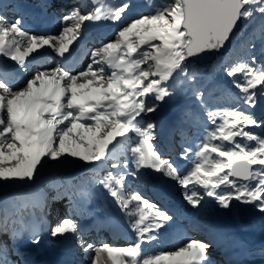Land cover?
I'll return each mask as SVG.
<instances>
[{
    "label": "snow or ice",
    "instance_id": "1",
    "mask_svg": "<svg viewBox=\"0 0 264 264\" xmlns=\"http://www.w3.org/2000/svg\"><path fill=\"white\" fill-rule=\"evenodd\" d=\"M89 3L92 8L86 13L73 8L65 14L54 35L32 33L22 17L9 20L0 12V56L27 72L28 58L41 49L65 58L85 22H120L134 7L132 0ZM146 6L152 8L151 14L122 24L113 39L91 51L84 70L73 72L57 64L37 69L18 84L0 75V183L34 181L50 161L63 164L74 158L93 165L104 173L96 182L127 216L134 217L131 227L137 242L96 246L80 236L78 246L92 254L90 264H204L209 245L195 239L170 251L144 254L141 246L155 241L173 216L139 191L126 193L125 185L129 175L137 178L142 169H150L176 181L193 208L212 197L225 209L236 200L264 213V136L247 130L264 128V120L239 107L208 108L197 87L195 67L197 58L219 51L233 39L238 25L247 27L259 18L264 29V0H169ZM224 71L233 78L239 99L254 109L264 98V61L257 65V57L250 55ZM181 87L191 90L211 125L197 146L196 160L184 173L152 143L156 124L148 119ZM237 137L255 143H241ZM191 152L190 147L183 148L180 159ZM108 161L116 171L108 170ZM222 186L226 190L218 191ZM19 223L13 238L31 231V242L39 244L36 226L22 219ZM0 230H7V211ZM77 230L75 221L66 217L50 228V235L67 238Z\"/></svg>",
    "mask_w": 264,
    "mask_h": 264
},
{
    "label": "rangeland",
    "instance_id": "2",
    "mask_svg": "<svg viewBox=\"0 0 264 264\" xmlns=\"http://www.w3.org/2000/svg\"><path fill=\"white\" fill-rule=\"evenodd\" d=\"M120 2L121 0H109L111 4ZM166 2L169 0H132L134 7L128 13L127 19L115 22V27L109 36L102 35L99 37V32L86 30L84 26L81 30V36L77 40L80 43L79 49L83 51V57L78 66L74 65L73 68L67 69L73 72L84 70L91 62V51L102 43H107L113 39L115 32L122 24L140 14H151L152 8L146 6L149 3L159 5ZM9 5L11 6L9 7ZM73 8H79L82 13H86L91 10L92 5L89 0H6L0 4V12H3L9 20L22 17L23 21L27 22L24 23V27L30 32L53 35L62 28V17L71 12ZM40 11L49 14L54 20L53 27L48 32L39 33L29 28L30 23L37 25ZM87 23L85 22V25ZM261 24L262 21L259 18L247 27L242 24V28L234 35L231 48L226 54L219 55L212 64L207 66L195 64L198 70L197 87L203 92L208 108L216 110L239 107L244 111L251 112L258 120H264V98L258 99L254 109L245 106L243 101L239 99L240 93L231 83L233 78L228 77L224 71L226 66H230L239 59H247L250 55L257 57V65L264 61V56L261 55V52L264 51V29L261 28ZM253 44L255 45L254 49L252 48ZM28 61V71L22 72L20 66L14 61L0 56V75H7L13 84H18L25 77H30L37 69L55 67L59 64L54 56L48 57L42 64L40 63L41 60L37 58H28ZM8 63L14 65L13 72L11 69L8 72L5 70L4 66ZM148 119L156 124L152 143L160 151L162 157L170 158L179 166L182 173L188 171L196 160L195 151L205 134V129L211 127L207 122L204 108L201 107L191 90L184 87L178 88L176 94L166 98L165 102L161 103L158 110L150 114ZM247 130L264 136V128L250 127ZM237 140L249 145L255 143L241 140L240 137H237ZM134 141L135 137H133ZM170 145L172 149H168ZM185 147H190L192 152L187 159H180L179 153ZM123 159L124 157H121V161ZM111 163L112 161H108V170L116 171V169L111 168ZM103 174L101 169L93 165L69 158L68 162L63 164L50 161L39 170L34 181L0 183V209H4V213L7 211V217L14 216V221H19L18 216H15V210L11 209L13 202L15 203L14 206L19 202L18 209L23 210L24 223H28L30 227L34 224L37 234L41 237L39 244L31 242V231H25L20 237L13 238V230L20 229L16 224L10 226L7 233L5 230H0V249H3L0 251V264H90L89 256L92 254L86 255L81 251L77 243V238L80 236L96 246L104 243L113 247L134 245L137 242L136 233L131 227V221L134 217L127 216L107 190L96 182L97 178ZM158 175L160 180L157 181L159 182L157 186H163L166 190V192L163 188V190H159L165 192L163 194L165 203L172 202L170 205H176L175 207L168 208L154 194L157 182L151 183L143 169L137 178L129 175L125 185L126 193L139 191L173 216V220L159 231L155 241L144 243L141 246L144 254L173 250L188 239H195L194 235L189 237L192 232H196L194 229L205 231L213 225L214 221L222 219H230V223H236L238 227L242 228L241 230L244 229L253 236L258 234L259 241L250 247L248 252L251 253L253 252L251 250L260 247L259 251L264 254V246H260L262 245L260 241H264V213L258 211L254 204H252L251 210L254 216L245 222H241L238 216V206H241L244 211L247 209L244 203L240 201L233 200L231 207L225 209L214 198L205 197L199 207L193 208L184 200L183 189L176 181L164 177L161 173ZM160 183L161 185H159ZM221 190L226 189L222 186L218 191ZM188 214L190 217H187ZM66 217L72 218L77 224L76 235L67 234V238L51 237L50 228ZM104 219V222L107 221L104 225L113 223V225L123 227L128 234L127 240H112L110 234L106 232L107 226H104L100 233L95 230L94 226H91L94 221H103ZM190 226L194 229H189ZM218 233V238L229 236L228 239L230 240L236 239L235 234L225 235L223 230ZM229 245H232V241ZM213 250H207L208 259L212 258L209 257L210 254L216 253ZM204 264L216 263L204 261Z\"/></svg>",
    "mask_w": 264,
    "mask_h": 264
},
{
    "label": "bare ground",
    "instance_id": "3",
    "mask_svg": "<svg viewBox=\"0 0 264 264\" xmlns=\"http://www.w3.org/2000/svg\"><path fill=\"white\" fill-rule=\"evenodd\" d=\"M5 1L6 0H2V3ZM38 14H39V16H38L39 20L36 22L37 25L30 23L31 25L28 24L29 28H31L33 31L35 30V32H39V33L48 32V30L53 27L54 20H52L50 15L49 14L47 15L44 11L43 12L40 11V13H38ZM23 22L25 24L27 23L25 21H23ZM114 27H115V22L102 20V21H98V22H88L84 28L86 30L99 32V35H100L99 37H101L102 35H104V36L109 35L111 33V30H113ZM233 38H234V35H233ZM79 47H80V43L78 41L73 42V44L70 46L69 53L65 54V58H61V57L56 56L54 53L51 52L50 49H41L40 53L33 54V56H31L29 58H32V59L37 58L38 60L40 59L41 60L40 63L42 64V62H45V60L48 57L54 56L60 65L64 66L65 68H73L74 65H77V66L79 65V63L83 57V54H82L83 51H82V49H79ZM44 65H45V63H44ZM4 67H5V70L7 72L10 71V69L13 72V70L15 68L14 65L11 63H8ZM168 149H172V146ZM159 180H160V178H159ZM158 183L159 182L156 183V186ZM159 185H161V183ZM162 188L164 189L163 186H161V187L157 186L154 194L157 195L159 197V199L165 203V201L163 199V194L166 192V190L164 189L165 192H160L159 190L160 189L163 190ZM208 202H209V200H208ZM165 204L168 208H172V207L176 206V205H174V206L168 205V203H165ZM178 214L180 215V213H178ZM187 217H190V215L188 214ZM222 220L214 221L213 225L210 228L205 230V232L207 234V239L209 240L207 242L214 240L212 249H214L213 251H216V253L213 252V254H210L211 256H209V257H212L211 259H208L207 255H206L205 261H207L209 263H216V264H227V262H234L237 264L241 261L242 257L246 254L247 250L250 247L256 245V243L259 241V235L257 234L255 236H253L252 234L247 233L246 230H244V229H243L244 231L241 230L242 228L238 227V225L236 223L235 224L230 223V221H231L230 219L223 220V221ZM104 221H105V219L103 221L96 220V221H94V223L91 224V226H94L95 230H97L98 233H100V231L103 229L104 226H107L106 232H108L110 234V236L112 237L111 239H114V241L127 240L128 234H126L127 231L125 232L123 227H121L119 225H113V223H108V224L104 225L105 223H107V221L106 222H104ZM90 229L93 230L92 228H90ZM222 230L224 231L225 235L235 234L236 239L230 240V239H228L229 236L227 238H222V237L218 238V234H219L218 232L222 231ZM101 234H103V233H101ZM120 237H122V238H120ZM231 241H232V245H229ZM262 242H264V241H262ZM262 242L260 241V243L262 244L260 246H264V243H262ZM216 246L217 247L222 246L221 247L222 249L217 250ZM234 247H237L238 252L233 250ZM259 248L260 247L256 248L257 250L256 249L251 250V251H255L254 254H251V255L247 254V258L249 259V262L252 261L250 263H252V264H259V262L264 263V260L256 257L258 255V253H260ZM206 252H207V250H206ZM214 253H215V255L217 253L218 254L215 256Z\"/></svg>",
    "mask_w": 264,
    "mask_h": 264
},
{
    "label": "water",
    "instance_id": "4",
    "mask_svg": "<svg viewBox=\"0 0 264 264\" xmlns=\"http://www.w3.org/2000/svg\"><path fill=\"white\" fill-rule=\"evenodd\" d=\"M241 28H242V24L238 25V27L234 30L233 35H235ZM231 42H232V39L226 42L225 46L219 51H211V52H207L203 54L200 58H197L195 60V64L198 66H207V65L212 64L219 55L226 54L230 50ZM143 170H144L145 175L149 178L150 182L156 183L158 181L159 179L158 173L153 172L150 169H143ZM244 206L247 208L245 211L242 209L241 206H238V215L240 217L241 222L250 220L254 216V214L251 211L252 204L244 203Z\"/></svg>",
    "mask_w": 264,
    "mask_h": 264
},
{
    "label": "trees",
    "instance_id": "5",
    "mask_svg": "<svg viewBox=\"0 0 264 264\" xmlns=\"http://www.w3.org/2000/svg\"><path fill=\"white\" fill-rule=\"evenodd\" d=\"M14 202L11 204V206H12V210L15 212V216H18V219H19V221L22 219L23 220V218H24V213H23V210L22 209H18V205H19V202L18 203H16V205L14 206ZM4 210V209H3ZM2 209H0V222H2L3 220H4V216H5V213H4V211H3ZM25 214H26V212H25ZM19 221H14V216L13 217H7V230L6 231H8L9 230V228H10V226H13V224H16L17 226H19V227H21L20 226V223H19ZM26 224V223H25ZM27 225H28V223H27ZM34 225V224H33Z\"/></svg>",
    "mask_w": 264,
    "mask_h": 264
}]
</instances>
